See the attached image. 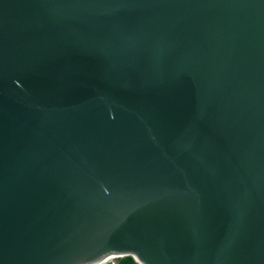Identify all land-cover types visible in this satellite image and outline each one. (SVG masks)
I'll return each instance as SVG.
<instances>
[{
	"label": "water",
	"instance_id": "water-1",
	"mask_svg": "<svg viewBox=\"0 0 264 264\" xmlns=\"http://www.w3.org/2000/svg\"><path fill=\"white\" fill-rule=\"evenodd\" d=\"M264 264V0H0V264Z\"/></svg>",
	"mask_w": 264,
	"mask_h": 264
},
{
	"label": "trees",
	"instance_id": "trees-1",
	"mask_svg": "<svg viewBox=\"0 0 264 264\" xmlns=\"http://www.w3.org/2000/svg\"><path fill=\"white\" fill-rule=\"evenodd\" d=\"M117 264H137L132 257H125L117 262Z\"/></svg>",
	"mask_w": 264,
	"mask_h": 264
},
{
	"label": "clouds",
	"instance_id": "clouds-1",
	"mask_svg": "<svg viewBox=\"0 0 264 264\" xmlns=\"http://www.w3.org/2000/svg\"><path fill=\"white\" fill-rule=\"evenodd\" d=\"M128 257V256H127ZM123 258H125V257H111V259H112V261H110V262H108V263H106V264H117V262L119 261V260H121V259H123ZM134 259V258H133ZM135 260V259H134ZM135 262L137 263V264H140L139 262H137L136 260H135Z\"/></svg>",
	"mask_w": 264,
	"mask_h": 264
},
{
	"label": "bare ground",
	"instance_id": "bare-ground-1",
	"mask_svg": "<svg viewBox=\"0 0 264 264\" xmlns=\"http://www.w3.org/2000/svg\"><path fill=\"white\" fill-rule=\"evenodd\" d=\"M110 261H112V259L111 258H108V259L104 260L101 264H106V263H108Z\"/></svg>",
	"mask_w": 264,
	"mask_h": 264
}]
</instances>
